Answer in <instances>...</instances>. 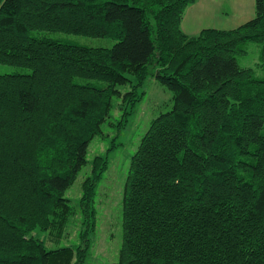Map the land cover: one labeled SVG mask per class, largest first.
<instances>
[{
  "label": "trees",
  "instance_id": "obj_1",
  "mask_svg": "<svg viewBox=\"0 0 264 264\" xmlns=\"http://www.w3.org/2000/svg\"><path fill=\"white\" fill-rule=\"evenodd\" d=\"M195 1L0 0V62L29 69L0 74V264L85 262L107 153L81 183L78 244L47 248L34 230L64 232L77 211L65 192L88 143L116 98L126 123L148 75L171 106L131 155L114 264H264V77L236 58L258 42L264 70V0L236 26L187 34Z\"/></svg>",
  "mask_w": 264,
  "mask_h": 264
},
{
  "label": "rangeland",
  "instance_id": "obj_2",
  "mask_svg": "<svg viewBox=\"0 0 264 264\" xmlns=\"http://www.w3.org/2000/svg\"><path fill=\"white\" fill-rule=\"evenodd\" d=\"M206 4L211 7L210 12L205 11ZM252 14L253 0H210V2L196 0L185 8L181 28L183 31H185L184 26L193 28L190 32L185 31L192 34L203 26L231 27L244 21ZM32 33L35 34L36 31ZM39 34L90 47H110L115 42L114 39L108 37H90L60 31H42ZM243 47L245 53L236 56L239 65L251 67L256 76L264 77V70L258 65L260 62V44L255 41H248ZM28 71L29 69L23 66L0 62V74ZM95 84L101 85L97 81ZM126 88V86L122 87L123 90ZM139 90L144 93L140 101L136 103L132 114L128 116L126 123L121 125L119 122L122 111L117 105L120 99L116 98L114 99L115 106L110 111L108 121L102 125L103 135L94 136L88 143L86 163L81 167L76 178L65 192V196L69 198L71 205L77 211L69 219L64 232L60 236H55L48 231L34 230L47 248L78 244V233L83 218L79 211L81 183L91 174L92 159L96 155L103 156L107 153V168L97 183L93 202L96 210V228L90 235L91 244L83 264H114L116 261L122 235V189L131 155L135 152L150 121L171 106V91L162 85L155 76L148 75ZM110 146L113 147L108 151Z\"/></svg>",
  "mask_w": 264,
  "mask_h": 264
},
{
  "label": "crops",
  "instance_id": "obj_3",
  "mask_svg": "<svg viewBox=\"0 0 264 264\" xmlns=\"http://www.w3.org/2000/svg\"><path fill=\"white\" fill-rule=\"evenodd\" d=\"M203 1H206V2H210V0H203ZM210 10H211V7H209V5L208 4H206V7H205V11H209L210 12ZM213 10V9H212ZM192 12H194V11H192ZM253 15V14H252ZM251 17V16H250ZM250 17H248V18H250ZM247 18V19H248ZM246 20V19H245ZM236 26V25H235ZM204 27H206V26H203V27H201V28H204ZM231 27H233V26H231ZM201 28H199L198 30H196L197 32L201 29ZM215 28H222V27H215ZM225 28H230V27H225ZM193 28H190V27H187V26H184V30L185 31H191ZM195 29V28H194ZM184 31V32H185ZM187 32H185V33H187ZM197 32H194V33H192V34H195V33H197ZM187 34H189V33H187Z\"/></svg>",
  "mask_w": 264,
  "mask_h": 264
}]
</instances>
